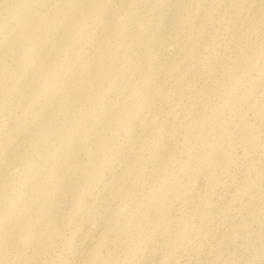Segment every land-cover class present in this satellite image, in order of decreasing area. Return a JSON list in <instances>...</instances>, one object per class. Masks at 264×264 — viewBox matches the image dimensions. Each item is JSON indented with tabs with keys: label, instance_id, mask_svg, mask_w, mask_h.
I'll list each match as a JSON object with an SVG mask.
<instances>
[{
	"label": "rangeland",
	"instance_id": "374dc122",
	"mask_svg": "<svg viewBox=\"0 0 264 264\" xmlns=\"http://www.w3.org/2000/svg\"><path fill=\"white\" fill-rule=\"evenodd\" d=\"M0 172V264H264V0H0Z\"/></svg>",
	"mask_w": 264,
	"mask_h": 264
},
{
	"label": "bare ground",
	"instance_id": "6f19581e",
	"mask_svg": "<svg viewBox=\"0 0 264 264\" xmlns=\"http://www.w3.org/2000/svg\"><path fill=\"white\" fill-rule=\"evenodd\" d=\"M47 1H49V0H47ZM67 3H68V2H66V4H67ZM70 3H71V2H70ZM64 5H65V4H64ZM67 6H68V5H67ZM63 7H64V6H63ZM65 7H66V5H65ZM79 24H80V23H79ZM81 25H82V24H81ZM76 26H77V24H76ZM82 26H84V25H82ZM25 27H26V26H25ZM80 28H81V27H80ZM23 29H24V28H23ZM83 29H84V28H83ZM84 30H85V29H84ZM81 31H82V29H81ZM80 33H81V32H80ZM80 33H79V34H80ZM57 34H59V33H57ZM83 34H84V32H83ZM17 36H18V35H17ZM41 36H42V35H41ZM55 36H56V35H55ZM60 36H62V35H60ZM17 38H18V37H17ZM17 38H16V39H17ZM33 38H34V37H33ZM42 38H43V37H42ZM57 39H59V38H57ZM65 39H66V38H65ZM41 40H42V39H41ZM59 40H60V39H59ZM61 40H62V39H61ZM75 40H76V39H75ZM75 40H74V41H75ZM20 41H21V40H20ZM42 41H43V40H42ZM67 41H68V39H67ZM74 41H73V42H74ZM60 42H61V41H60ZM76 42H77V41H76ZM76 42H75V43H76ZM64 43H65V42H64ZM67 43H68V42H67ZM20 44H21V43H20ZM43 44H44V43H43ZM69 44H71V43H69ZM39 45H40V43H39ZM72 45H73V43H72ZM37 46H38V45H37ZM67 46H68V45H67ZM69 47H70V45H69ZM66 48H67V47H66ZM56 55H58V54H56ZM58 56H59V55H58ZM56 57H57V56H56ZM53 58H54V56H53ZM55 59H56V58H55ZM51 60H52V59H51ZM49 61H50V60H49ZM52 61H53V60H52ZM46 63H47V64H46ZM46 63H45L46 65H44V66H47V65H48V62H46ZM50 63H51V62H50ZM58 63H59V61H58ZM47 67H48V66H47ZM86 69H87V68H86ZM102 69H103V68H102ZM79 71H80V70H79ZM7 72H8V71H7ZM10 72H11V71H10ZM41 72H42V71H41ZM43 72H44V71H43ZM45 72H48V71H45ZM82 72H83V70H82ZM82 72H81V73H82ZM77 73H78V72H77ZM79 73H80V72H79ZM88 73H89V72H88ZM9 74H10V73H9ZM9 74H8V75H9ZM45 74H46V73H45ZM99 74H100V73H99ZM104 74H105V73H104ZM5 75H6V74H5ZM42 75H43V74H42ZM48 75H49V74H48ZM90 75H91V74H90ZM43 76H44V75H43ZM80 77H81V76H80ZM100 77H101V76H100ZM43 78H45V77H43ZM83 80H84V79H83ZM89 83H90V82H89ZM84 84H85V83H84ZM87 85H88V84H87ZM83 86H84V85H83ZM10 138H11V137H10ZM1 171H2V170H1ZM0 173H1V172H0ZM1 175H2V173L0 174V177H1ZM0 182H2V181H0ZM33 184H34V183H33ZM32 186H33V185H32ZM30 235H32V233H31ZM32 236H33V235H32Z\"/></svg>",
	"mask_w": 264,
	"mask_h": 264
}]
</instances>
